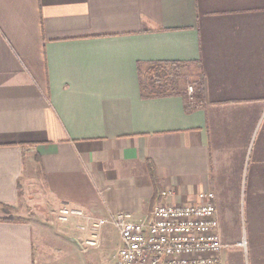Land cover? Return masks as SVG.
Returning <instances> with one entry per match:
<instances>
[{
  "label": "crops",
  "instance_id": "1",
  "mask_svg": "<svg viewBox=\"0 0 264 264\" xmlns=\"http://www.w3.org/2000/svg\"><path fill=\"white\" fill-rule=\"evenodd\" d=\"M206 191L218 264H264V0H0V264H114V226L87 246L61 205L139 220Z\"/></svg>",
  "mask_w": 264,
  "mask_h": 264
},
{
  "label": "built area",
  "instance_id": "2",
  "mask_svg": "<svg viewBox=\"0 0 264 264\" xmlns=\"http://www.w3.org/2000/svg\"><path fill=\"white\" fill-rule=\"evenodd\" d=\"M186 94L190 107L202 105L192 86L186 88ZM166 194L167 191L162 192V196ZM197 198L198 201L185 204L158 203L148 218L139 220L122 211L108 218L90 219L83 210L63 204L57 210V220L65 223L72 217L86 219L93 230L85 240L87 246L96 245L99 227L113 225L120 238L114 264H218L222 241L215 195L206 191ZM240 245L245 248V240Z\"/></svg>",
  "mask_w": 264,
  "mask_h": 264
},
{
  "label": "rangeland",
  "instance_id": "3",
  "mask_svg": "<svg viewBox=\"0 0 264 264\" xmlns=\"http://www.w3.org/2000/svg\"><path fill=\"white\" fill-rule=\"evenodd\" d=\"M188 86H192L195 90V87L192 84H188ZM247 198H248V191L246 188H243L241 190L240 199H239L240 203L239 204H240L241 209L242 210L244 209V211L247 210V207H248L246 205L247 204ZM19 212H20V215H22L21 213H25L26 215H24V217L33 216V215L35 217V216H37L38 209L35 206L20 204ZM244 239L245 238L243 236H242V238L238 237L237 239H233L229 242L225 241L226 239H224V242H225L224 245L227 246V245L234 244V246H235L236 243L240 244L242 242V240H244ZM232 249H233V251H239L237 248H235L233 246H232ZM234 249H237V250H234ZM248 263L252 264V257L251 256H249Z\"/></svg>",
  "mask_w": 264,
  "mask_h": 264
}]
</instances>
